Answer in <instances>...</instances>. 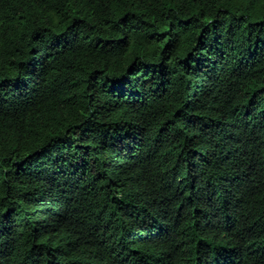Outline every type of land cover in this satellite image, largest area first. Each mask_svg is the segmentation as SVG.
Segmentation results:
<instances>
[{"label":"trees","instance_id":"1","mask_svg":"<svg viewBox=\"0 0 264 264\" xmlns=\"http://www.w3.org/2000/svg\"><path fill=\"white\" fill-rule=\"evenodd\" d=\"M0 264H264V0H0Z\"/></svg>","mask_w":264,"mask_h":264}]
</instances>
